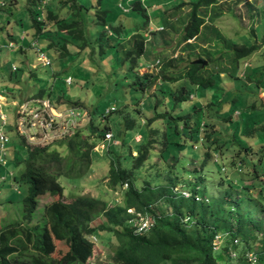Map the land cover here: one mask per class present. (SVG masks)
<instances>
[{
    "label": "trees",
    "instance_id": "obj_1",
    "mask_svg": "<svg viewBox=\"0 0 264 264\" xmlns=\"http://www.w3.org/2000/svg\"><path fill=\"white\" fill-rule=\"evenodd\" d=\"M45 1L25 0L31 21L28 38L38 40L43 53L51 52L60 60L74 57L77 52H71V46H75L78 51L90 48L95 53V48L91 47V41L85 33V6L80 5L78 0H60L59 4L52 2V4L43 7L42 4ZM205 1L199 0L188 4L192 18L188 31H183L182 40L179 42V44H186L190 55L197 56L198 59H202L198 51L199 46L194 47L198 44L189 42L197 40L202 28L205 27L206 19L203 17L204 14H201L202 8L217 6L220 2V0H207L209 3L206 4ZM184 5L187 4L181 5V9L184 8ZM40 6L43 7V10H39ZM217 8L212 20L220 17L217 14L219 11ZM247 8L251 9L252 5ZM135 9H142L141 4H136ZM5 14H8V8L0 7V17ZM40 17L41 20H39ZM249 17H251L250 14ZM3 26L4 23L0 21V32H3ZM103 26L107 31H110H108L107 37L109 39L108 50L112 49L113 53H119L120 47L124 45L120 42L122 29L118 27L114 33L106 21H103ZM214 31L215 38L212 43H216L215 45L218 43L227 44V49L224 48L227 52L224 53L223 49H220V51H215V56H213L204 47L202 50L206 54L205 56L210 59L207 61L208 64L214 61L220 63L221 58H228L230 67L226 68L227 71L220 74L211 73L207 67L194 64V60L177 76H168L165 71L161 72L162 78L150 74L137 75L139 79L137 88L146 91L151 89L156 81L162 80L160 91L163 94V100L156 101L155 112L152 118L148 119L146 126L151 127L158 120L164 121L163 123L166 125L162 142L164 150L172 144L170 138L173 135H179L185 140L188 136L187 129L190 130L192 140L200 139L203 145L205 141L216 144L215 151L223 152L228 146L226 141L221 142L220 138L213 134L216 125L212 120L228 121L232 120L233 115L229 119L220 118L217 114L218 111L214 110L216 107L214 103L194 105L188 113L183 115H179L177 109L180 103H187L195 99L194 90L217 86L216 75L240 79L237 74L241 62L264 47V40L260 45H237L228 40L220 41L224 38L223 35L215 29ZM252 33L256 36L255 29H252ZM116 34L119 40L113 43L114 41L109 37ZM11 36L12 34L8 32L7 38H11ZM103 37L105 35H102ZM258 39L256 38V41ZM103 45L101 44L102 53L105 52ZM132 45V49L124 48L122 50L126 60L133 59L135 54L137 56L145 55L144 39L136 37L133 39ZM233 49L234 52L230 56L229 50ZM195 52L200 55H196ZM217 55L222 56L215 58L218 57ZM223 55H227V57ZM261 55L264 58V52ZM220 65L222 64L220 63ZM35 75L37 76V73ZM246 76L250 84L253 83L251 75ZM255 82L257 83L256 92L243 98L244 106L252 108L254 111L258 109L256 102L260 100L258 94L262 80L259 79ZM52 95L47 89H39L34 98L45 99L48 97L53 102L55 100H52ZM60 100L59 97L58 101ZM79 104L82 103H73L72 105L81 106ZM162 104L164 112L158 111ZM168 104H172L170 110L166 108ZM54 106L56 107V105ZM262 109H264L263 103ZM113 112L120 111L115 109L111 111V113ZM91 114H95V112ZM105 115L102 114L100 127H96L94 118L90 119L87 130L95 138L93 141H90L91 138L78 130L69 139L58 141V143L29 145L25 137L14 133L15 131L12 129L8 131L14 134V137L9 135L11 140L14 143L20 141L19 146L25 150L22 155H20L21 151H17L19 153L14 156L15 166L11 185L13 184L16 188L26 186L27 194L24 198L19 199V202L22 203V219L0 229V264H88L94 257L95 250V243L91 238L95 237L99 241L98 236L102 233H108L114 242L115 247H113L110 264H220L223 262L224 264H264V219L261 218L264 216V189L259 192L256 198L245 196L241 189L247 190L243 182L244 178L248 177V173H244L240 168L241 163L236 166L238 170L234 176V181L240 188L234 187L233 183L230 185L237 193L227 191L223 198L212 200L215 205H212V201L206 200V197L200 196L205 191L200 190L199 187L190 191L189 198L184 197L175 190L179 185L172 178L168 185L153 186L150 181H146L142 186L137 184L138 177L142 175V169L152 157L151 152L155 145L161 143L154 137L160 133L159 129L149 128L153 135H149L148 139H145L141 134H136L135 142L139 146L136 148L128 146L127 152H112V145H119L118 143L108 144L104 158L109 163V184L113 190L121 189L123 196L121 203L110 205L109 197L93 198L88 195L75 196L69 202L63 200L64 187L61 186L59 179L64 177L70 180H81L86 177L94 165L93 155H99L95 148L105 142V136L108 133H112L115 138ZM127 117L125 116L126 128L131 129L136 123ZM207 117L211 122L205 121ZM247 128L248 131L242 133L240 127L239 137L232 138L234 143L231 148L237 149V155H240L242 163L247 165L254 163L252 166L255 175L253 182H255L259 178L258 168L264 171V143L261 145L262 150L257 159L249 160L248 155L250 152L255 154V148L251 143H246L244 137L251 139L258 137L260 133L264 132V123L257 124L255 127L250 125ZM201 132H203L202 135ZM137 135H141L142 140L136 141ZM54 145L65 146L68 155L64 157ZM176 145L182 146L179 143ZM208 149H210V145ZM227 150L229 149L227 148ZM211 152L208 150L207 159L211 157ZM242 153L245 155L243 158ZM45 195L51 197L60 195V198L45 205V224L41 225L34 223V215L39 208L40 197ZM235 195L238 196V199L232 197ZM162 200L164 205L171 208L170 212L165 211L164 208L158 209V204ZM131 210L135 212L131 213ZM139 214L153 220L154 225L148 232L137 233ZM102 217L106 223L94 226L93 223ZM218 239L222 241L219 248L216 245ZM56 240L64 241L68 245V257L62 260H56L52 255Z\"/></svg>",
    "mask_w": 264,
    "mask_h": 264
},
{
    "label": "rangeland",
    "instance_id": "obj_2",
    "mask_svg": "<svg viewBox=\"0 0 264 264\" xmlns=\"http://www.w3.org/2000/svg\"><path fill=\"white\" fill-rule=\"evenodd\" d=\"M198 1L78 0L80 5L85 6V33L91 41V47L95 48V51L93 50L95 53L90 48L85 51H78L75 46H71L72 52H77L74 55L75 58L60 60L51 52H48V57L53 61L52 67L43 66L39 62L38 54L42 51V46L36 39H30L29 47H27L29 48V58L25 54H22L20 44L19 46L16 45V50L7 49L6 46L2 47L0 50V93L5 99L0 97V101L3 103V113L7 119V126L3 127V131L7 133L12 129L15 131L14 133H18L21 136L24 135L22 137H25L27 144L40 145L43 142L42 136L44 133L40 132L39 129L31 130L28 124V126L24 127L20 113L30 105V107H34L33 102L36 100L34 95L39 89H47L53 94L52 100H55L52 102L56 105L53 109L55 115L61 112L63 117H67L66 114L73 109L78 110L77 113L80 115L74 125L70 124V127L66 126V123L62 121L60 125L62 127L53 135L54 137H59L54 139L55 141L52 143L69 139L78 130L91 138L90 141H93L95 138L87 130L90 125V119L94 118L96 127H100L102 114H106L107 122L115 136L112 143H118L119 145H112V152H127L128 146L136 148L139 146L135 142L136 134H141L145 139H148L149 135H153L150 129H159L160 133L154 137L155 140L161 143L155 145L154 150L151 152L152 157L142 169V175L138 177L137 184L142 186L146 181H150L153 186L168 185L172 178L179 185L175 190L184 197L189 198L191 196L190 191L195 187H199L200 190L205 191L200 196L206 197V200L211 202L212 200L223 198L224 193L227 191H233L230 186L232 183L234 187H239L234 181V176L238 170L236 166L241 163L240 168L243 169L244 173H248V177H245V181L243 182L247 190L241 189V191H243L246 197H258L259 192L264 189V187L262 188V184L264 185V171L258 168L259 178L253 182L255 175L252 164L254 165V163L250 165L242 163L240 155H237V149L231 148V145L234 143L232 138L239 137L240 127L241 132L245 133L250 129L247 126L250 127L251 125L255 127L257 124L261 125L264 123V109H262V103L264 104V58L261 55L264 52V47L256 54L241 62V67L237 74L240 79L236 80L230 76L223 75L222 77L224 78H222L216 75L217 86L194 90L195 99L187 103H180L177 109L178 114L183 115L188 113L194 105L214 103L216 105L214 110L218 111L217 114L220 118L226 117L229 119L233 115L232 120L229 119L228 121L212 120L216 125V130L213 134L215 137L217 135L221 142L226 141L229 150L226 148L223 152L219 150L215 151L216 144L214 143L205 141L203 145L200 139H197L198 141L192 140L189 129H187L188 136L185 140L179 135H173L170 138L172 144L164 150V146L162 145L166 129L164 121L158 120L151 127L146 126L148 125V119H151L155 112L156 101L163 100V94L160 91L162 80L156 81V84L146 91L145 89L137 88L139 87L137 85L139 84L137 75L150 74L162 78L161 72L165 71L168 76H177L190 62L198 59L197 56L190 55L187 46L179 44L183 37V31L190 25L192 15L183 19V24L178 34L171 30L173 23L170 17L172 13L180 17L183 14L181 5L187 4L184 5V7H187L188 4L190 5ZM45 2L42 4L43 7L50 3L52 4V2L59 4L60 0H46ZM205 2L206 4L209 3L207 0ZM138 3L142 6L140 10L135 9V5ZM15 5H10L9 8ZM249 5H252L251 9L247 8ZM217 9H219V11H216L220 17L216 20H212L215 10L211 11L209 8H203L201 13L204 14V19L209 20L208 23L210 24L207 28H203V33L196 40L198 45H194V47L199 46L198 51L203 60H210L203 53V47L206 51H210V54L213 56H215V51H220V49H223L224 53L227 52L225 50L228 47L226 46L227 44H219L217 42L218 44L215 45L216 43H212V39L215 38L214 29L223 35L224 38L220 39V41L228 40L237 45L246 44L248 46L262 44L261 41L264 40V0H222ZM248 12L252 18L249 17ZM14 13L18 16L17 18L21 16L25 24L22 26L21 24H16V21H14L12 27H9L8 22L12 20H4L6 21L5 24L0 18V21L4 23L3 32H0V40L2 41L8 39V31H13L19 37V33L23 32L24 29H31V21L25 0H19ZM149 19L153 29H164L165 31L151 32L148 39H146L144 28L148 24ZM103 21L107 22L108 27L114 33H116L118 27L122 29L120 42L124 45L120 47L119 53H113L112 49L108 50L107 44L109 39L107 37L109 30L107 31L103 26ZM12 28L15 30H11ZM252 29H255L257 37L253 35ZM102 35H105V37L102 38ZM132 36L145 40V55L137 56L135 54L133 59L126 60L122 50L124 48H133V40L126 39ZM109 38H112L113 43L119 40L117 34ZM256 38H259V41H256ZM34 43L36 45L33 47ZM101 44H104L103 48H105V52L103 53L101 51ZM229 52H231L229 53L231 56L234 49L229 50ZM195 54L200 55L197 52ZM174 55L177 57L171 60ZM219 55L215 58L222 56ZM223 56L227 57V55ZM157 60L164 64L161 63V65L156 66L154 62ZM169 61L172 64H168L167 62ZM220 63H216L215 61L209 62L206 66L207 70L211 73L220 74L227 71L226 68L230 67L228 58H221ZM245 64H249V67H245ZM14 67L18 68V71L12 72ZM35 73H37V76ZM246 75H251L253 83L250 84ZM68 79H71L73 83L68 84ZM259 79L262 80L260 83L261 89L258 94L260 100L256 102L258 109L254 111L252 108L244 106L243 98L248 94L256 92L257 83L255 81ZM59 97L61 98L60 101H58ZM45 99L49 98L46 97ZM218 102L220 103L219 106ZM73 103L82 104L78 106L72 105ZM171 105L168 104L166 108L170 110ZM115 109H118L120 112L111 113ZM158 111H165L163 104L159 106ZM93 112L95 114H91ZM1 116L0 114V128L4 124ZM125 116L135 121L136 125L133 128H126L127 120ZM205 121L211 122L208 117ZM243 122H245L244 125H241ZM208 130L211 131L210 129ZM8 135L14 137L13 132H8ZM141 135L136 136V141L142 140ZM244 138L246 143H251L255 148V154L250 152L248 159H257L262 150L261 145L264 143V132L260 133L258 137H254L255 139ZM13 143V141H10L7 145L8 163L6 165L0 164V229L7 224L22 219V203L19 202V199L24 198L27 194L26 186L18 187L17 190L11 186L13 168L15 166V154L11 149ZM16 143H20V141H16ZM176 143L182 146H177ZM41 145L49 144L43 142ZM209 145L210 149H208ZM54 147L64 157L68 155L65 146L54 145ZM107 147L108 143L105 144V148L102 145H98L95 148V151L99 155H93L94 165L86 177L81 180H70L64 177L59 179L61 186L64 187L62 192L63 200L69 202L75 196L88 195L93 198L109 197L110 205L123 201L121 189L113 190L109 184V163L104 158ZM19 148V151H21L20 155H22L24 149L22 147ZM208 150L213 153L211 152V157L207 159L206 154ZM241 156L243 158L245 155ZM195 181L197 182L192 184ZM232 193L235 194L237 192L233 191ZM232 197L238 199L236 195ZM58 198H60V195L57 197L49 195L40 197L39 208L34 215V223L45 224L44 207ZM10 202H14V204L11 205ZM164 204L163 200L160 201L158 209L164 208L165 211L170 212L171 208H168ZM212 205H215V202L212 201ZM134 212V210L131 211V213ZM261 218L264 219V216H261ZM102 223H106L103 217L98 218L93 225L96 226ZM98 238L99 241L91 238L95 243V250L94 257L90 259L88 264H110L113 247H115L114 242L108 233L99 234ZM221 243L220 239L216 241L218 248L221 246ZM67 249L68 245L66 242L56 240L52 255L56 260H62L68 257L69 253ZM220 264H224V262Z\"/></svg>",
    "mask_w": 264,
    "mask_h": 264
},
{
    "label": "built area",
    "instance_id": "obj_3",
    "mask_svg": "<svg viewBox=\"0 0 264 264\" xmlns=\"http://www.w3.org/2000/svg\"><path fill=\"white\" fill-rule=\"evenodd\" d=\"M12 2L13 0H0V7H8ZM39 10H42V6L39 7ZM41 17L39 18V20H41ZM162 30L163 29H161L160 31ZM35 45L36 43H34L32 46L34 47ZM4 46H8V48H13L14 44L13 43H8L7 45L0 44V49ZM38 60L43 64V66L46 67L52 66V61L42 51H40L38 54ZM160 64L161 62L158 61L155 65L159 66ZM245 67H249V64H245ZM13 71L14 72L17 71V68L14 67ZM67 83L72 84L73 82L71 81V79H68ZM1 102L2 101H0V114L2 115L1 117L4 120L3 126H5L7 119H6V115L3 113V103ZM33 104L34 107H30L31 106L30 105L29 107H27V109H23V111L20 113L22 115L21 120H23L22 125L24 127L29 125L31 130L39 129L40 132L42 131V133H44V135L42 136L43 142L46 144H50L54 142L55 141L54 139H57V137H59V136L54 137L53 135H55V132L62 127L60 126L62 121L66 123V126L70 127V124L74 125V123L78 120V117H80V115L77 113L78 110L75 109L67 113L66 114L67 117L66 116L63 117L61 112H60L61 114L58 113L57 115H55V113L53 112L55 106L52 104L51 100L49 99H36L34 100ZM3 130L4 129L1 127L0 128V164L6 165L8 163L7 145L10 143L11 139L9 135L6 134ZM112 142H113V134L108 133L105 136V142L101 145L103 146V148H105L106 143L112 144ZM42 143H40V145ZM139 216H140V220L139 223L137 224V233L148 232L154 225L153 220L150 219L148 216H142L141 214H139ZM93 239L95 241H98L97 238L95 237H93Z\"/></svg>",
    "mask_w": 264,
    "mask_h": 264
},
{
    "label": "crops",
    "instance_id": "obj_4",
    "mask_svg": "<svg viewBox=\"0 0 264 264\" xmlns=\"http://www.w3.org/2000/svg\"><path fill=\"white\" fill-rule=\"evenodd\" d=\"M221 2H222V0H220V2H219V4H217V6H209V7H205V8H209L211 11L212 10H215L220 4H221ZM53 3H56V2H53ZM13 4H16L15 6H13L12 8H9L10 7V5H13ZM18 4H19V0H13V2L7 7L8 8V14H5V15H1V19L4 21V20H12V21H9L8 22V24H9V27L11 26L12 27V23L14 22V21H16V24H21L22 26H24V24H25V22H24V20H23V18L21 17V16H19V18H17L18 16L14 13V11L17 9V6H18ZM45 7V6H44ZM121 7H123L122 5H121ZM204 8V9H205ZM203 9V8H202ZM182 12H183V14L179 17V16H177L176 14L174 15V13H172V14H170V17L172 18V25H171V30L173 31V32H177V34H178V32H179V29L181 28V25L183 24V19L184 18H187V17H189L190 15H191V10H190V8H189V6L188 7H184L183 9H182ZM127 13V12H126ZM5 17V18H4ZM21 17V18H20ZM2 21V22H3ZM6 21H4L5 23H6ZM149 22H148V25H146V28L144 29V32H145V34H144V36H145V38L146 39H148V36H149V34L151 33V32H155V31H157V32H163V31H160V29H158V30H156V29H153V27L151 26V21H150V19L148 20ZM209 22V20L208 19H206V23H205V27L207 28L210 24L208 23ZM204 27V28H205ZM11 30H15L14 28H12ZM30 31H31V29H24V33L23 32H21V33H19V37L18 36H16L15 35V33H13V31H8V32H10L11 34H12V36H11V38H8L7 40H5V41H2V40H0V44L1 45H7L8 43H13L14 44V47L13 48H8V46H6L7 47V49H13V50H16V45L17 46H19V44L21 45L20 46V49H21V52H22V54H25L26 55V57H28L29 58V54H28V50H29V48H27V47H29L28 45L30 44V38H28V34L30 33ZM203 33V28H202V31H201V34ZM200 34V35H201ZM121 37H122V35H121ZM120 37V38H121ZM200 37V36H199ZM134 38H136L135 36H132L131 38H126L127 40H133ZM199 39V38H198ZM212 41H213V39H212ZM189 43H196V40H192V41H190ZM182 46H186V44H182ZM181 46V47H182ZM180 47V46H179ZM2 49V48H1ZM0 49V50H1ZM10 51V50H9ZM71 52H72V49H71ZM46 56L48 57V55L46 54ZM177 56L176 55H174L171 59H173V58H176ZM49 58V57H48ZM50 59V58H49ZM51 60V59H50ZM52 61V60H51ZM159 60H157L156 62H154L155 64L158 62ZM161 62V61H160ZM162 63V62H161ZM162 64H164V63H162ZM161 65V64H160ZM52 66H53V63H52ZM12 72H14V71H12ZM3 93V92H2ZM0 97L2 98V99H5V97L0 93ZM5 126H7V125H5ZM5 126H3L2 125V128L3 127H5ZM7 134V133H6ZM12 141V140H11ZM8 147V146H7ZM20 146H19V143H13L12 145H11V149L13 150V152H14V154H16L17 153V151H19L20 150V148H19ZM11 150V151H12ZM25 151V150H24ZM11 186H13V188H15L16 190H17V188H16V186H14L13 184L11 185ZM17 192H19V191H17ZM11 203V205H13L14 204V202H10ZM8 225V224H7ZM6 226V225H5Z\"/></svg>",
    "mask_w": 264,
    "mask_h": 264
},
{
    "label": "water",
    "instance_id": "obj_5",
    "mask_svg": "<svg viewBox=\"0 0 264 264\" xmlns=\"http://www.w3.org/2000/svg\"><path fill=\"white\" fill-rule=\"evenodd\" d=\"M189 26L186 28V30H185L186 32L188 31ZM194 64H198V65H201L203 67H206L208 65V62L206 60H203V59H198V60L194 61Z\"/></svg>",
    "mask_w": 264,
    "mask_h": 264
}]
</instances>
